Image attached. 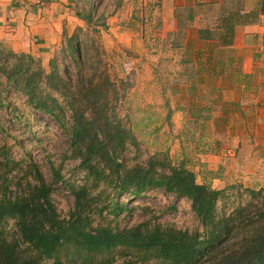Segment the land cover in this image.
Here are the masks:
<instances>
[{
	"label": "trees",
	"instance_id": "1",
	"mask_svg": "<svg viewBox=\"0 0 264 264\" xmlns=\"http://www.w3.org/2000/svg\"><path fill=\"white\" fill-rule=\"evenodd\" d=\"M94 2L79 0L76 14L85 26L66 35L59 50L73 68L59 64L56 54L45 65L0 39V128L27 121L24 112H1L17 109L12 92L26 107L58 123L69 138L64 158L77 161L67 178L60 166H53V180L46 182L36 162L21 167L23 157L11 154L18 139L12 136L11 145L0 146V264H264V187L239 182L213 188L199 183L184 160L173 163L167 152L144 157L118 114L127 85L109 75L100 41L107 25L103 15H94ZM243 9L244 0L201 2L197 11L206 25L198 30L200 38L232 45L235 28L264 13V0L258 10ZM176 16L173 46L181 45L179 27L194 12L177 10ZM58 182L74 198L65 216L53 198ZM158 188L187 199L197 225L160 222L149 206L142 209L147 215L143 221L121 223L128 209L122 195L139 197ZM231 197L236 201L226 210ZM119 248L122 260L115 263Z\"/></svg>",
	"mask_w": 264,
	"mask_h": 264
},
{
	"label": "rangeland",
	"instance_id": "2",
	"mask_svg": "<svg viewBox=\"0 0 264 264\" xmlns=\"http://www.w3.org/2000/svg\"><path fill=\"white\" fill-rule=\"evenodd\" d=\"M155 2L95 0L92 4L94 15H103L107 25V29L100 31V41L109 75L115 81L124 79L127 85L125 97L118 105V114L131 127L144 157L155 151L167 152L173 163L184 160L195 172L199 183H207L213 188L239 182L246 187H264V110H259L258 114H239L236 103L232 105L229 101V109L224 106L222 95L237 96L232 77L226 85H220L219 78L209 82L212 86L209 83L190 85L195 76L194 61H190L194 55L184 54L182 50L158 41L152 29L156 22L144 20L147 18L144 7L149 9ZM131 33L134 35L129 45ZM61 46L55 52L59 64L73 68L72 61H66L59 54ZM42 62L47 65L48 60ZM70 78L75 80L74 74ZM189 78L190 81H184ZM10 97L17 109L1 112H24L22 120L27 118V121L11 122L4 130L0 128V146L11 145L14 136L19 142L13 144L11 154L16 159L23 157L21 167L24 162L33 160L46 182L53 180V166H60L61 173L69 177L77 161L64 158L69 144L67 134L49 115L26 107L20 96L11 92ZM200 102H206L207 106L201 107ZM172 107L187 112H178L177 117ZM206 108V112H201ZM67 117H71L69 111ZM244 122L248 126H242ZM126 153L133 156L132 148ZM77 175L80 180L82 175ZM54 188V201L60 215L65 216L73 206L74 198L60 182L55 183ZM121 199L128 205L121 214L122 224L143 221L147 215L142 209L149 206L160 222L181 227L197 225L190 202L176 198L164 189H153L133 198L122 195ZM234 201L236 199L231 197L224 208L228 210ZM8 226L12 227L11 222ZM119 251L120 248L113 254L115 263L122 260Z\"/></svg>",
	"mask_w": 264,
	"mask_h": 264
},
{
	"label": "crops",
	"instance_id": "3",
	"mask_svg": "<svg viewBox=\"0 0 264 264\" xmlns=\"http://www.w3.org/2000/svg\"><path fill=\"white\" fill-rule=\"evenodd\" d=\"M154 1L156 4L149 9L144 7L147 16L144 20L156 22L152 29L158 41L168 43L169 47L180 49L184 54L194 55L190 61H194L195 76L190 85L203 86L216 78L220 79V85H226L232 77L237 96L222 95L224 106L229 109V101L232 105L236 103L239 114H258L259 110H264V13H259L252 23L238 25L235 28L234 43L222 46L217 40L200 38L198 34L200 27L206 25V19L197 11L199 4H218L220 0ZM261 2L244 0L243 10H258ZM78 6L79 0H0V39L14 51L28 52L42 60H49L62 45L66 35L71 34L76 27L85 26V22L77 17ZM177 10L193 11L194 17L179 27L182 42L179 46H173L172 41L178 31ZM133 35L130 34L129 45ZM187 80L190 81V78L184 81ZM209 84L212 86V83ZM201 103V107L207 106L206 102ZM171 110H174L177 117L178 112L185 111L173 107ZM206 111L207 108L201 109V112ZM168 123L172 124L171 121ZM242 126L248 125L244 122Z\"/></svg>",
	"mask_w": 264,
	"mask_h": 264
}]
</instances>
